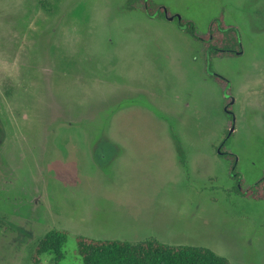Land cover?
<instances>
[{"label":"rangeland","instance_id":"obj_1","mask_svg":"<svg viewBox=\"0 0 264 264\" xmlns=\"http://www.w3.org/2000/svg\"><path fill=\"white\" fill-rule=\"evenodd\" d=\"M151 2L197 35L220 15L237 27L241 54L209 60L226 82L126 0H0V264H33L51 230L68 233L59 264H81L79 236L264 264V201L230 174L244 191L264 176V0Z\"/></svg>","mask_w":264,"mask_h":264},{"label":"trees","instance_id":"obj_2","mask_svg":"<svg viewBox=\"0 0 264 264\" xmlns=\"http://www.w3.org/2000/svg\"><path fill=\"white\" fill-rule=\"evenodd\" d=\"M136 0H126L125 9L136 10ZM142 12H151L149 6L139 7ZM189 33L195 39L192 26ZM212 38L206 37L205 48L210 51V55H217L219 52H230L241 50L238 41V32L235 27H228L222 34L214 32ZM220 82H226L221 76H215ZM1 132V130H0ZM177 145V154L180 162H184L181 148ZM234 166V165H233ZM237 184H241L236 180ZM238 193L240 191L236 189ZM246 195L258 200H264V176L254 183L251 189L244 191ZM68 233L62 230H51L44 234L36 243L32 261L33 264L40 263V256L46 253H53L55 258L53 264H59L63 259L61 249L67 242ZM75 255L81 264H230L227 259L216 255L213 251L205 247L198 246H173L158 242L155 239H146L136 243L122 240H95L88 237L79 236L75 239Z\"/></svg>","mask_w":264,"mask_h":264},{"label":"flooded vegetation","instance_id":"obj_3","mask_svg":"<svg viewBox=\"0 0 264 264\" xmlns=\"http://www.w3.org/2000/svg\"><path fill=\"white\" fill-rule=\"evenodd\" d=\"M140 3V5H139ZM147 5L149 6V8L151 9V12L148 13L147 11L146 12H142L139 7L141 6H144ZM126 5V4H125ZM135 6L137 7L136 10H139L140 12H142L143 14H145L147 17L151 18V19H154V18H162L163 20L167 21V22H170V23H173L175 26H177L179 29H181L183 32H185L186 34H188L189 36L190 33H189V27L192 26V29H193V34L195 37H197V39H195L193 36H191L196 42L198 41L199 43H201L202 45V48L207 56L206 58V62H207V66H206V69L208 71V73L210 74V76L212 78H214L215 76H219V75H213L211 72H210V67H209V60H211L214 56H211L210 55V51L207 50L205 48V39L206 37H209L210 39L212 38L213 34L211 33V30H213L215 33L218 32L220 34L223 33V31L226 30V28L228 27H235L237 29L236 26H233V25H227L225 22H224V17L223 15H220L219 17L217 18H214L213 20H211V22L209 23L208 25V28H207V31L206 33L201 36V35H197L196 32H195V24L190 21V20H186V19H183L181 16H179V14L177 13H173V14H169V12L167 11L166 7L162 4H156V3H152L151 0H136L135 2ZM125 8V6H124ZM126 10V9H125ZM136 10H133V11H136ZM128 11V10H126ZM133 11H129V12H133ZM238 32V30H237ZM238 35V41L240 43V46H241V50H238V51H232L233 53H230V52H219L217 55H225V56H228V55H240L241 52H242V44L240 42V37H239V33H237ZM214 76V77H213ZM222 77V76H221ZM177 140V139H176ZM175 143V141H174ZM176 144V143H175ZM178 145H179V142H178ZM224 146V144H223ZM222 146V147H223ZM222 150V149H221ZM220 150V154L223 155L224 153ZM102 154H107L109 153L108 151V147L106 148H103L102 149ZM105 156V155H104ZM184 162H185V159H184ZM183 162V163H184ZM182 163V162H181ZM234 169H235V164L234 166L232 165L231 169H230V174L232 176L235 177L236 180H239L241 182V179H239L238 175L234 172ZM257 182V181H256ZM238 185V190L240 191L239 194H242V195H246L244 194V190L241 189V184H237ZM254 185V184H253ZM251 189V188H250ZM249 190V189H248ZM246 191V190H245ZM248 197V195H247ZM258 200V199H257ZM261 200V199H260ZM264 201V200H263Z\"/></svg>","mask_w":264,"mask_h":264},{"label":"crops","instance_id":"obj_4","mask_svg":"<svg viewBox=\"0 0 264 264\" xmlns=\"http://www.w3.org/2000/svg\"><path fill=\"white\" fill-rule=\"evenodd\" d=\"M103 145H105V146L108 147V151H109L108 155H110L109 157H111L112 155H115V154H116L115 149L112 148V145H111L110 143H103ZM120 146H122V145L119 143V144H118V155H119L120 153L123 154V152H124V150L121 149ZM109 157H108V158H109Z\"/></svg>","mask_w":264,"mask_h":264}]
</instances>
